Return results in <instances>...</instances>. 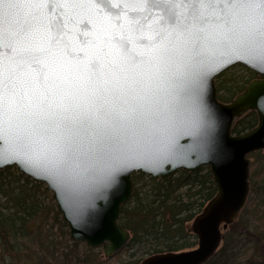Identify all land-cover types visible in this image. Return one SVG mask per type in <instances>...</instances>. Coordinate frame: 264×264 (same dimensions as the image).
<instances>
[{"label":"water","instance_id":"1","mask_svg":"<svg viewBox=\"0 0 264 264\" xmlns=\"http://www.w3.org/2000/svg\"><path fill=\"white\" fill-rule=\"evenodd\" d=\"M14 2L20 7L12 20L0 24V79L14 68L26 97L18 110L0 115V171L16 166L26 178L45 184L71 240L102 247L109 259L131 240L119 220L134 194L133 174L168 181L181 171L207 168L217 194L192 222L197 247L151 255L140 264L213 259L224 230L239 219L251 193L248 156L264 151L259 37L240 21L196 24L186 7L178 9L173 24L140 0H109L111 7L103 12L62 8L58 2L56 14L48 17L64 20L57 44L34 30L37 15L48 16L42 0ZM62 2L88 5L89 0ZM10 44L24 60L19 68L7 59ZM238 64L257 78L224 103L216 78ZM251 112L257 125L233 134L236 122Z\"/></svg>","mask_w":264,"mask_h":264},{"label":"trees","instance_id":"2","mask_svg":"<svg viewBox=\"0 0 264 264\" xmlns=\"http://www.w3.org/2000/svg\"><path fill=\"white\" fill-rule=\"evenodd\" d=\"M248 84L249 82L234 90L223 87L219 89L221 94L218 97L224 103H229ZM257 123L256 113L251 112L235 124L233 134L241 136L251 131ZM263 155L264 153L260 151L248 156L257 159L252 164L254 168L250 169L249 181L250 192L258 202L254 213H257L256 221L259 227L253 231L247 224H243L242 220L234 222L227 230L225 247L206 264H230L232 262L230 255L242 239L252 242L254 250L246 262L234 261L233 264H264V160L261 159ZM132 178L134 194L130 202L122 207L119 223L131 233L128 249L137 247L142 257L135 263L129 261L121 264H140L151 255L178 253L196 248L198 237L193 233L192 227L190 230V226L217 194L216 182L209 169H201L196 173L181 171L168 181H156L142 173H135ZM48 197L52 199L45 184L35 183L26 178L16 166L0 171V259L5 254L11 255L14 250L21 249L22 244H30L29 247L38 249H41L44 243L47 245L46 237L43 235L46 231L47 218L52 213L55 221L64 228L68 227L62 222L56 205L50 208L49 212L45 209V200ZM40 220L42 221L39 222ZM33 224L36 228L31 230L30 226ZM73 245L78 246L76 243ZM46 247L42 263L56 264L57 259L51 255L50 247ZM75 255H78V252H75ZM71 256H66L63 264H78ZM78 261L90 264L95 260L87 256Z\"/></svg>","mask_w":264,"mask_h":264},{"label":"snow or ice","instance_id":"3","mask_svg":"<svg viewBox=\"0 0 264 264\" xmlns=\"http://www.w3.org/2000/svg\"><path fill=\"white\" fill-rule=\"evenodd\" d=\"M63 7H90L97 11H105L109 5V0H89L88 5L64 3L62 0H42L40 7L47 8L48 16L37 15L33 21L36 26L34 30H43L49 34L50 42L59 43L60 34L65 30V24L62 17L57 16L56 20H49L48 17L55 15L57 3ZM145 9H152L161 12L168 20L175 24L178 20V9L181 7L190 8L191 19L194 23L205 25L210 21L220 20L226 23L233 21L243 22L249 29L250 35L258 36L264 45V0H140ZM20 5L14 0H0V24L4 23L5 18L12 20L13 10ZM207 10V14L205 12ZM90 22L84 24L88 29ZM31 29H26L29 31ZM20 33L16 34L19 39ZM25 53L33 55L32 48H25ZM43 49H35V52H42ZM4 52L3 42L0 41V54ZM7 59L12 61L15 68H19L24 60L18 59L15 45L10 44L7 49ZM2 60V57H0ZM26 93H22L18 83V75L14 68H10L8 75L0 79V115L5 110L13 111L22 107V101Z\"/></svg>","mask_w":264,"mask_h":264},{"label":"rangeland","instance_id":"4","mask_svg":"<svg viewBox=\"0 0 264 264\" xmlns=\"http://www.w3.org/2000/svg\"><path fill=\"white\" fill-rule=\"evenodd\" d=\"M251 73L252 72H250V70H248L246 67L238 64V66L229 68L227 71L219 75L216 78V83H215L216 84L215 86L217 87V97L221 94L219 89L223 87L227 89L232 88L231 90L239 89L242 86H244L245 83H248L256 79L257 78L256 74L254 75ZM238 94L239 93H237V95ZM249 159L252 161V164H254L253 162L257 160L256 157L254 156L253 158H249ZM261 159L264 160V155L261 157ZM253 168L251 165L250 169ZM50 194L52 199L48 197L45 200V209L48 212L50 208L56 205V202L53 200V193L51 191ZM257 203L258 202H256L255 197L250 193L247 199V204L244 207V210L241 212V215L238 219L239 221L242 220L243 224H247L249 228L253 231L257 227H259L258 226L259 223L258 221H256L257 213H254V209ZM41 221L42 220H40L39 222ZM191 227L192 224L190 226V230ZM35 228H36L35 224L30 226L31 230H34ZM45 230L46 231L44 232L45 234L43 236L46 237L45 241L47 242V245L44 243V246L41 247V249H38L37 247L36 248L29 247L30 244L29 245L22 244L21 245L22 248L19 249L18 251L14 250V252L11 255L5 254L4 257L0 259V264H2V262L11 263V264H43L42 256L45 255L43 253L47 248L46 246L50 247V251L52 252L51 255L53 254L57 259L56 264H58L59 262L60 264H63L66 256H71V255H72L71 259L77 261L78 264H84L83 262H79L78 259L86 258L87 256L95 260L90 264H121V262H129V261L135 263L136 260L142 257L141 251L137 250L138 249L137 247H134L130 250L128 249L130 247H126L123 251H121V253L119 252L112 258L107 259L104 255V251L102 247L91 249L87 246L86 243H79L72 241L70 238V232L68 227L64 228L59 222L55 221L54 213L48 216ZM227 230H224L223 232V235L225 236L222 244L220 245L221 249L225 247L224 245L227 242V235H226ZM74 243L78 244V246L75 247L73 245ZM253 250H254V245H252V242H249L247 240L244 241V239H242V242L235 247L233 253L230 255L232 256V262L230 264H233L234 261H237L239 263L246 262V260L248 259L249 255H251ZM75 252H78V255H75ZM132 254H134L133 257L131 256Z\"/></svg>","mask_w":264,"mask_h":264}]
</instances>
